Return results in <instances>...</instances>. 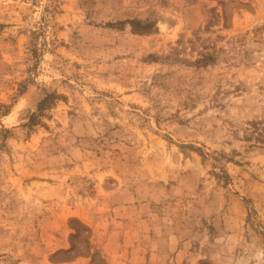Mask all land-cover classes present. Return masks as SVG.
I'll return each instance as SVG.
<instances>
[{"label": "rangeland", "instance_id": "374dc122", "mask_svg": "<svg viewBox=\"0 0 264 264\" xmlns=\"http://www.w3.org/2000/svg\"><path fill=\"white\" fill-rule=\"evenodd\" d=\"M253 123L264 0H0V264H264Z\"/></svg>", "mask_w": 264, "mask_h": 264}, {"label": "trees", "instance_id": "16d2710c", "mask_svg": "<svg viewBox=\"0 0 264 264\" xmlns=\"http://www.w3.org/2000/svg\"><path fill=\"white\" fill-rule=\"evenodd\" d=\"M151 27V25H148V26H145L143 28H141L140 30H138L140 33L142 32H145V31H148L149 28ZM202 59L201 60H204V59H207L205 56H201ZM48 98V97H47ZM47 98H45V100H43L39 106H41L42 104H44V102H46ZM35 116H31L30 117V121L31 123L33 122ZM252 128H253V133L256 134V138H254L257 142L261 143V144H264V127H259L257 124L253 123L252 124ZM251 137V134L250 136H248V138Z\"/></svg>", "mask_w": 264, "mask_h": 264}]
</instances>
